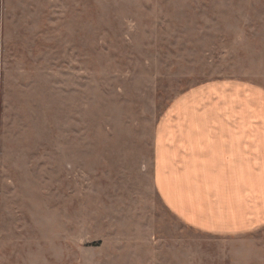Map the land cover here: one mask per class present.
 I'll list each match as a JSON object with an SVG mask.
<instances>
[{
    "label": "rangeland",
    "instance_id": "rangeland-1",
    "mask_svg": "<svg viewBox=\"0 0 264 264\" xmlns=\"http://www.w3.org/2000/svg\"><path fill=\"white\" fill-rule=\"evenodd\" d=\"M218 79L264 87V0H0V264H264L153 182L160 115Z\"/></svg>",
    "mask_w": 264,
    "mask_h": 264
},
{
    "label": "crops",
    "instance_id": "crops-1",
    "mask_svg": "<svg viewBox=\"0 0 264 264\" xmlns=\"http://www.w3.org/2000/svg\"><path fill=\"white\" fill-rule=\"evenodd\" d=\"M161 202L209 234L264 227V87L211 80L171 102L153 140Z\"/></svg>",
    "mask_w": 264,
    "mask_h": 264
}]
</instances>
